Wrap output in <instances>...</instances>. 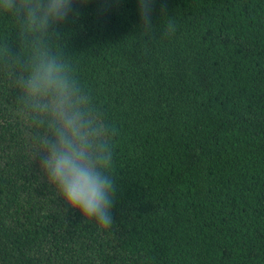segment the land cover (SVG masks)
I'll use <instances>...</instances> for the list:
<instances>
[{
  "label": "trees",
  "instance_id": "obj_1",
  "mask_svg": "<svg viewBox=\"0 0 264 264\" xmlns=\"http://www.w3.org/2000/svg\"><path fill=\"white\" fill-rule=\"evenodd\" d=\"M22 3V0H16ZM37 45L111 142L113 224L40 171ZM0 264H264V0H74L45 32L0 11Z\"/></svg>",
  "mask_w": 264,
  "mask_h": 264
},
{
  "label": "clouds",
  "instance_id": "obj_2",
  "mask_svg": "<svg viewBox=\"0 0 264 264\" xmlns=\"http://www.w3.org/2000/svg\"><path fill=\"white\" fill-rule=\"evenodd\" d=\"M74 0H0V11L19 15L22 29L45 32L65 21ZM138 14L147 21L152 0H137ZM22 81L25 97L46 110L51 117V138L42 144L39 168L64 204L83 221H95L99 228L113 224L115 194L110 175L112 146L101 135L81 104L64 64L46 47L37 45Z\"/></svg>",
  "mask_w": 264,
  "mask_h": 264
}]
</instances>
